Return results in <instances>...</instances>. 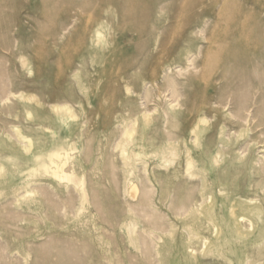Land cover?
<instances>
[{
    "label": "rangeland",
    "instance_id": "374dc122",
    "mask_svg": "<svg viewBox=\"0 0 264 264\" xmlns=\"http://www.w3.org/2000/svg\"><path fill=\"white\" fill-rule=\"evenodd\" d=\"M149 1L0 0V35L17 41L15 57L0 51L1 56L10 58L7 64L15 81L14 94L0 103V119L28 125L23 121L20 95L36 99L32 108L46 121L43 140L49 146L59 125L60 134L75 144L73 160L65 169L73 167L77 176L84 175L90 198L78 214L76 191L47 178L37 184L34 201L19 205L11 197L10 186L1 183L0 264H264V134L260 132L264 125L249 130L229 146L239 159L225 154L217 165H207L204 175H187L181 158L164 165L153 154L167 138L178 143L184 137L192 148L193 137L189 139L188 134L192 123L187 122L194 118L203 96L215 102L217 96L228 94L226 88H219L221 81L213 83L215 88L203 85L205 79L218 77L224 68L232 72V59L222 64L230 52L237 51V74L253 70L264 73V0H237L241 8L237 10L233 42L221 44L214 38L212 43L209 37L217 22L223 20L215 14L217 8L204 15L208 39L197 40L201 46L196 58L200 70L194 81L186 83L187 74L177 77L182 103L166 123L162 116L169 111L167 92L165 97L164 93L155 96V90L148 91L149 84L146 90L139 88L138 76L129 68L151 61L138 54L149 51L153 41L139 42L134 31L142 23L138 13ZM179 2L162 0L163 16L175 12ZM124 8L133 13L125 17ZM122 16L127 22L123 26L118 24ZM97 22L109 25L106 37L110 43L102 53L98 50L101 44L90 46ZM20 56L30 62L31 74L20 70ZM202 64L213 69L207 77L201 76ZM74 74L79 76L82 90ZM125 80L133 84L135 92L125 91ZM254 92L255 96L264 94L250 90L249 98ZM189 98L195 99L194 108ZM64 102L74 114L67 121L70 126L53 115L52 107ZM229 105L222 108L212 104L218 106L216 113L205 107L208 130L203 133V142L215 139L221 120L230 133L239 130L230 122L229 110L234 106L232 102ZM6 109L10 110L7 114ZM144 112L154 118L144 133L153 145L142 151L137 146L130 148L139 153L131 167V180L138 187L132 198L125 187L130 168H123L115 146L123 139L122 120H140ZM36 128L31 129L33 135L39 133ZM165 129L173 136H165ZM1 144L0 140V162L10 167L11 150ZM3 144L9 145L7 141ZM199 154L200 150L193 148L200 161ZM16 163L21 167L23 158ZM188 206L194 209L193 215L184 211Z\"/></svg>",
    "mask_w": 264,
    "mask_h": 264
},
{
    "label": "bare ground",
    "instance_id": "6f19581e",
    "mask_svg": "<svg viewBox=\"0 0 264 264\" xmlns=\"http://www.w3.org/2000/svg\"><path fill=\"white\" fill-rule=\"evenodd\" d=\"M161 1L152 0L148 4L143 5L141 11L138 13L139 20L142 23L134 30L139 42L146 43L150 39L153 41L149 51H139L138 54L143 59L149 58L151 61L150 63L138 62L129 68L135 71V74L138 76L139 88L143 89L146 87V90L147 84H149L150 88H148V91L151 89V91L155 90V96L164 93L165 97V93L167 92V96H169V111H164L162 116L163 123H166L169 116L174 118L173 112L182 103L180 100L182 93L179 89L181 83L178 82L177 77L187 74L186 83L190 82V80L194 81L197 72L200 70L199 65L196 64V58L200 54L201 49L197 40L208 39L204 34V28L206 27L204 15L207 12H215L214 10L217 8L215 14H217L219 20H223L221 23L217 22L213 29L214 33L209 37L212 43L214 42V38H218L221 44L233 42L237 37V20L235 19H237V10L241 8V5L237 0H181V3H177L176 10L174 9L175 12H172L171 15L167 14L163 16V5L165 4H162ZM165 3L167 4V1ZM123 12L125 16L133 13V10L124 8ZM124 16H122V21L118 23L121 26L127 23L125 20L126 16ZM232 19V23H228ZM108 32L109 25L107 23L97 22L95 24L94 31L90 37V46L94 47L101 44L102 47L98 49L99 53L104 52L108 48L110 43V40L106 37ZM16 46L17 41H7L4 39V36L0 35V51L6 50L9 52V56L15 57L14 48ZM228 55L229 57L223 60L222 64H226L227 61L232 59L234 62L232 72L229 68H221L222 70L219 71L218 77L212 80L208 79L209 81L205 79L206 81L203 85L204 88L211 86L215 88L216 84L213 83L221 81L222 83L219 85V88H226L228 94L217 96L215 102L210 101L211 99L209 100L204 96L200 99L198 111L195 113L194 118L187 122V124L192 123L188 133L189 139L193 137L192 148L188 147L185 142L186 138L184 137H182V143H180V140H178V143L171 141L167 137L169 135L173 136V133H169L167 129L164 130L167 139L153 153L158 158L160 164L166 165L178 162L181 158L187 175H204L203 173H205L207 165H217L221 159H224L225 154L239 159V154L236 155L230 151L229 146L238 142L249 130L252 131L256 127L264 125V94L255 96L256 92H254L252 98L248 96L250 90H262L264 92V73L253 70L249 74H243L244 72L237 74V51L230 52ZM8 61H10V58L0 55V103L9 100L10 96L14 94L12 86L15 81L11 77L13 75H11V69H9V65L7 64ZM12 66L13 68L15 67L13 63ZM200 67L202 77H207L213 70L208 68L206 64H202ZM19 68L21 71H26L29 74L33 72L30 62L22 56L19 57ZM144 70L147 71L146 74L143 73ZM73 77L78 88L82 90L83 87L80 84L79 76L74 74ZM159 82L162 83L160 86L158 85ZM124 89L127 93L135 92L133 84L126 80ZM20 98L24 102L25 115L23 116V121H26L28 125L18 126L11 124L10 121L0 119L1 146L11 150V154L9 155L10 167L0 162V184L6 183L10 186L11 197L17 202L16 204L20 205L21 202L34 201V192L38 187L37 184L48 181L47 178H49L56 182V184H64L66 187L69 186L76 191L79 201L78 214L82 213L86 205L90 203L84 175L77 176L73 167H71V170L65 169L66 164L73 160V151L76 149L75 144L60 134L61 127L57 125L58 130L53 132L50 145L47 146L45 140H43L46 130L44 122L46 121H43L42 116L38 115L35 109L32 108V103L38 101L30 95L21 94ZM231 102L234 107L233 110H229V114L231 115L230 122L235 124L239 130L230 133L231 129L227 130L225 122L221 120L216 125L215 139L203 142L201 140L203 133L208 130L206 128L208 119L205 115L207 111L205 107H208L210 112L216 113L218 106L225 108ZM189 103L193 108L196 105L193 98H189ZM212 104H218V106H212ZM52 110L56 120L58 119L61 123L70 126L67 121L72 119L74 114L66 102L55 104ZM9 112V109L4 111L6 114ZM153 122L154 118L152 115L144 112L140 120L138 118L133 120L127 118L123 119L121 123L123 139L116 144L115 150L120 155L123 168H130V179L127 181L125 187L127 195L132 198L137 195L138 187L131 180L134 176V173L131 172V167L139 153L130 148L137 146L142 151L144 147L153 145L144 135L145 130ZM33 126H38L36 128L37 132H39L38 134L33 135L31 132ZM57 132L59 133L58 137H55L54 135ZM260 132L264 134V129ZM252 140L255 139L252 138ZM4 141H7L9 145L4 146ZM193 148L200 150V161L193 155ZM144 153L146 154V151ZM19 157H22L24 160L21 167L17 166L16 163V159ZM20 190L22 194L21 197H18ZM3 194L0 191V196ZM48 198L50 201V197ZM143 200L144 198L141 199V202ZM55 204L57 203L52 204L53 208L57 207ZM193 210L190 206L184 209L185 212H189V215H193ZM135 225L136 223L130 227L128 226V230H132ZM131 236L129 235V237Z\"/></svg>",
    "mask_w": 264,
    "mask_h": 264
}]
</instances>
